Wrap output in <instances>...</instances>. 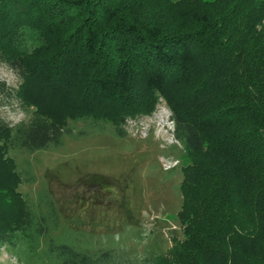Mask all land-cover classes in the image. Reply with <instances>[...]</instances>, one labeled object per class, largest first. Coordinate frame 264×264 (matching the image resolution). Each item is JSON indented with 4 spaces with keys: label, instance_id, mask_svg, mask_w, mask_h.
<instances>
[{
    "label": "trees",
    "instance_id": "obj_1",
    "mask_svg": "<svg viewBox=\"0 0 264 264\" xmlns=\"http://www.w3.org/2000/svg\"><path fill=\"white\" fill-rule=\"evenodd\" d=\"M0 63L19 79L0 80V101L28 113L0 119V246L115 264L111 249L60 226L45 191L32 206L7 151L105 126L123 138L128 119L162 100L184 159L181 237L142 264H264V0H0Z\"/></svg>",
    "mask_w": 264,
    "mask_h": 264
},
{
    "label": "rangeland",
    "instance_id": "obj_2",
    "mask_svg": "<svg viewBox=\"0 0 264 264\" xmlns=\"http://www.w3.org/2000/svg\"><path fill=\"white\" fill-rule=\"evenodd\" d=\"M0 80L12 88L19 81L2 63ZM169 114L159 100L149 115L126 121L123 138L105 126L104 132L65 137L57 148H9L7 155L23 179L17 190L35 209L38 194L45 191L60 226L90 236L87 244L93 248L111 249L115 264H142L143 257L163 252L172 236L181 237L174 215L184 159ZM27 117L15 99L0 101V119L9 125ZM30 174L33 180L25 181ZM19 247L24 253L0 246V264H50L38 249L28 251L23 243Z\"/></svg>",
    "mask_w": 264,
    "mask_h": 264
}]
</instances>
